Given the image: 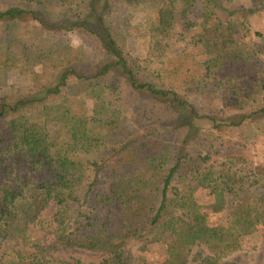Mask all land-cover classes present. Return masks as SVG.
I'll return each instance as SVG.
<instances>
[{"label":"trees","instance_id":"1","mask_svg":"<svg viewBox=\"0 0 264 264\" xmlns=\"http://www.w3.org/2000/svg\"><path fill=\"white\" fill-rule=\"evenodd\" d=\"M255 2L0 0V264H80L44 233L64 227V245L103 250L104 264H227L264 228V162L231 147L215 157L222 142L200 124L252 128L264 114ZM173 35L184 42L160 44ZM14 151L34 173L28 190L4 160ZM200 188L220 208L237 200L215 232ZM25 199L35 214L18 213ZM127 238L161 243L164 257L130 260Z\"/></svg>","mask_w":264,"mask_h":264},{"label":"rangeland","instance_id":"2","mask_svg":"<svg viewBox=\"0 0 264 264\" xmlns=\"http://www.w3.org/2000/svg\"><path fill=\"white\" fill-rule=\"evenodd\" d=\"M236 2L245 4L246 6H252L256 3L255 0H236ZM222 14L226 17L224 12ZM246 22L247 29L250 33L249 37L251 38L254 36L256 30H262L264 28V11L261 13L259 12V15L248 17ZM184 40L185 39L181 35H173L165 41L160 42V44L180 45ZM195 52L198 57L203 60L212 54L213 48L210 43H202L195 47ZM10 77L12 79L16 78L14 74H11ZM200 124L211 129L219 136L222 142V151L215 155V157H222L231 147L235 152L245 154L249 161L253 163L264 162V114L256 117L252 121V128L251 126L244 127L238 125H220L216 127L214 122L209 118L201 119ZM176 131L177 130H174V133ZM178 137L179 132H176L174 138ZM4 160L13 170L18 181L28 190L34 173L30 170L27 160L23 159L20 154L15 151L9 154ZM153 168L156 175L162 178H165L168 174L169 166L164 158L157 159ZM171 187L179 190L181 185L179 183H172ZM194 200L199 204H203V209L206 210L207 213L208 224L213 232L227 224L229 211L231 207L237 203V200L231 194H227L226 208H220L216 203H213L211 192L205 188H200L196 191ZM18 209L19 214H35V210L31 208L28 199L20 201ZM54 209L55 202H52L47 208L42 210V212L44 215L50 216ZM197 218L200 222L201 214H198ZM44 233L51 243L57 245L55 254L61 258L75 257L80 260V264H104V259L108 256L103 250L69 248L67 245H64L65 235L67 234V229L65 227L44 231ZM241 243L242 246L240 249L226 257L227 264H264L263 227H260L251 234H246L241 237ZM203 247L202 245L197 246L195 252L201 250ZM124 248L126 249L125 256L130 257V260L133 255L146 261L151 258L162 259L165 254L161 243L144 244V241L134 238H127ZM189 264L198 263L191 258Z\"/></svg>","mask_w":264,"mask_h":264}]
</instances>
